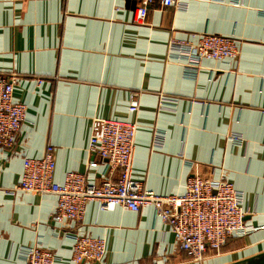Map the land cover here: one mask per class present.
I'll return each mask as SVG.
<instances>
[{
	"label": "crops",
	"instance_id": "crops-1",
	"mask_svg": "<svg viewBox=\"0 0 264 264\" xmlns=\"http://www.w3.org/2000/svg\"><path fill=\"white\" fill-rule=\"evenodd\" d=\"M134 16V0H0V74L18 77L14 98L27 106L16 149L0 150V264H25L20 250L36 245L56 264H76V234L107 244L103 262L83 264H196L152 208L91 203L80 225L64 227L53 219L56 196L14 191L24 161L48 145L56 183L70 172L102 183L105 162L88 152L96 118L137 122L133 178L149 190L183 194L198 173L243 193L245 220L257 230L204 264L264 253V0L156 1L144 23ZM200 34L235 39L238 57L202 60L198 69L169 60L171 39L194 43Z\"/></svg>",
	"mask_w": 264,
	"mask_h": 264
},
{
	"label": "built area",
	"instance_id": "built-area-1",
	"mask_svg": "<svg viewBox=\"0 0 264 264\" xmlns=\"http://www.w3.org/2000/svg\"><path fill=\"white\" fill-rule=\"evenodd\" d=\"M134 21L144 23L149 10L158 1L162 6L181 5V0H136ZM169 60L198 69L202 60L226 63L239 55L235 39L200 34L193 43L171 39ZM18 84L15 75L0 74V150L14 151L27 106L15 101ZM140 110V97L135 94L129 111L135 117ZM137 122L96 118L92 121L88 152L105 162V179L100 184L87 182L84 174L70 172L63 184L55 182V149L48 145L39 159H26L21 181L14 191L38 196L54 195L57 204L54 221L65 226H78L85 218L87 206L97 203L101 211L117 207L131 212L152 208L155 215L170 227L178 249L196 264H204L211 253H217L231 239L253 234L257 228L246 222L243 193L225 180H214L201 174L188 177L186 191L177 195H159L133 178L137 139ZM239 142L238 137H234ZM119 171L117 180L110 173ZM2 231L0 226V241ZM73 261L76 264L101 263L107 254L104 239L73 235ZM20 257L25 264H56L58 258L40 245L24 247Z\"/></svg>",
	"mask_w": 264,
	"mask_h": 264
},
{
	"label": "water",
	"instance_id": "water-1",
	"mask_svg": "<svg viewBox=\"0 0 264 264\" xmlns=\"http://www.w3.org/2000/svg\"><path fill=\"white\" fill-rule=\"evenodd\" d=\"M135 9H136V2L134 0ZM233 264H264V253L257 255L255 257H252L250 259H246L241 262L233 263Z\"/></svg>",
	"mask_w": 264,
	"mask_h": 264
},
{
	"label": "rangeland",
	"instance_id": "rangeland-1",
	"mask_svg": "<svg viewBox=\"0 0 264 264\" xmlns=\"http://www.w3.org/2000/svg\"><path fill=\"white\" fill-rule=\"evenodd\" d=\"M203 176L207 177L206 175H203ZM211 254H213V253H211ZM211 254H210L208 257H210V256H211Z\"/></svg>",
	"mask_w": 264,
	"mask_h": 264
}]
</instances>
